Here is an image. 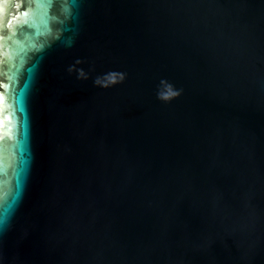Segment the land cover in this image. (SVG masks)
I'll list each match as a JSON object with an SVG mask.
<instances>
[{
    "label": "water",
    "instance_id": "1",
    "mask_svg": "<svg viewBox=\"0 0 264 264\" xmlns=\"http://www.w3.org/2000/svg\"><path fill=\"white\" fill-rule=\"evenodd\" d=\"M0 264H264V0H0Z\"/></svg>",
    "mask_w": 264,
    "mask_h": 264
},
{
    "label": "clouds",
    "instance_id": "2",
    "mask_svg": "<svg viewBox=\"0 0 264 264\" xmlns=\"http://www.w3.org/2000/svg\"><path fill=\"white\" fill-rule=\"evenodd\" d=\"M180 94V92L179 91H177L176 93H175V95H179Z\"/></svg>",
    "mask_w": 264,
    "mask_h": 264
}]
</instances>
